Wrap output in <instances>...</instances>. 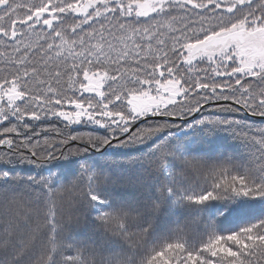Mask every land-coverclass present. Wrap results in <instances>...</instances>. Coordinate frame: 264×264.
<instances>
[{
	"label": "snow or ice",
	"instance_id": "snow-or-ice-1",
	"mask_svg": "<svg viewBox=\"0 0 264 264\" xmlns=\"http://www.w3.org/2000/svg\"><path fill=\"white\" fill-rule=\"evenodd\" d=\"M0 264H264V0H0Z\"/></svg>",
	"mask_w": 264,
	"mask_h": 264
},
{
	"label": "trees",
	"instance_id": "trees-1",
	"mask_svg": "<svg viewBox=\"0 0 264 264\" xmlns=\"http://www.w3.org/2000/svg\"><path fill=\"white\" fill-rule=\"evenodd\" d=\"M215 141H216V143H218L220 145H228V144H230V135L227 133H218L215 136ZM108 151L112 152L114 150L109 149Z\"/></svg>",
	"mask_w": 264,
	"mask_h": 264
}]
</instances>
